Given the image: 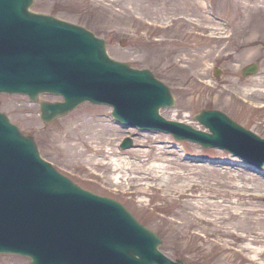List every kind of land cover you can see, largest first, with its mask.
Here are the masks:
<instances>
[{
  "label": "rangeland",
  "instance_id": "rangeland-1",
  "mask_svg": "<svg viewBox=\"0 0 264 264\" xmlns=\"http://www.w3.org/2000/svg\"><path fill=\"white\" fill-rule=\"evenodd\" d=\"M178 1L36 0L32 9L87 27L106 39L112 57L137 68H148L165 81L177 99L175 108L162 110L168 118L205 129L195 114L201 109H220L264 137V38L244 33L243 21L231 19L238 8L244 12L249 5L248 21L243 24L264 28V2L238 0L234 5L233 0H209V8L199 1L203 16H209L208 12L219 16L213 19L212 14L209 21L207 17L199 18L198 13V18H182L181 10H174ZM183 22L189 29L201 23L230 32L210 36L188 34L184 28L185 33H181L178 29ZM212 30L209 28L208 33ZM253 62L259 64L258 73L243 76L242 68ZM215 68L220 75L215 74ZM39 98L54 101L61 97L41 94ZM0 111L32 135L41 154L76 182L122 201L161 236V248L170 257L185 259L189 264H264V242L251 244L219 237L210 232L212 224L209 229L205 224L191 229L187 225L192 214V194H200L193 193L190 184L198 180L218 186L217 179L207 178L209 172L197 173L193 167L237 174L239 187L264 182V167L250 165L218 147L177 141L165 132L127 128L113 118L108 105L84 102L45 123L38 101L26 94L3 92ZM127 135L133 137L134 145L122 149L120 144ZM259 191L257 188L259 196L251 202L264 208V193ZM221 196L218 194V200ZM239 198L227 200L236 202ZM194 232L199 234L195 238ZM246 244L253 247L243 249ZM29 261L21 255L0 254V264Z\"/></svg>",
  "mask_w": 264,
  "mask_h": 264
},
{
  "label": "water",
  "instance_id": "water-1",
  "mask_svg": "<svg viewBox=\"0 0 264 264\" xmlns=\"http://www.w3.org/2000/svg\"><path fill=\"white\" fill-rule=\"evenodd\" d=\"M34 0H0V92L41 91L65 100H40L46 123L90 100L114 106L127 126L172 132L178 140L220 146L264 165V139L219 110L195 117L210 132L167 120L170 88L149 69L112 58L106 40L82 26L30 9ZM258 64L244 69L255 73ZM126 139L125 147L131 146ZM160 236L120 202L85 190L45 161L33 137L0 112V252L32 257L30 264H186L158 250Z\"/></svg>",
  "mask_w": 264,
  "mask_h": 264
},
{
  "label": "bare ground",
  "instance_id": "bare-ground-1",
  "mask_svg": "<svg viewBox=\"0 0 264 264\" xmlns=\"http://www.w3.org/2000/svg\"><path fill=\"white\" fill-rule=\"evenodd\" d=\"M192 1L193 0H179L178 5L174 8V10H181L182 14H184V17L182 18L191 19V16L198 18L196 14L198 13L199 18L207 17L210 21L209 16L213 13L208 12L209 16L207 14L206 16H203L200 12L202 5L200 4L201 2H199L204 1V4H207V7L212 8V5H209V0ZM247 1L248 0H246V2ZM233 2H231V4L235 5L238 3V0H233ZM260 2L263 3L264 0H260ZM182 4L184 5L182 6ZM245 5H247V3ZM247 6L248 7L247 9L245 8L244 12L238 8V13L235 16L232 15L231 19L240 18L243 21L241 28H244V33H252L256 34V37L264 38V28H258L256 26L257 24L249 26L244 25L248 21L247 10L249 11L250 9V6ZM216 14L217 13L214 12L212 15L213 19L219 18ZM211 27L213 30L208 33V29ZM211 27H206L203 24L198 23L189 29V25L186 22H183L180 24L178 31L185 33L184 28H187V30H189L188 34H209L210 36L230 32V30L220 26ZM77 145H79V143ZM193 169L197 173L209 172V176L207 178L217 179L216 182L218 186L204 185L201 182H197L198 180L193 181V183L190 184L192 192L194 193L200 191V194L196 196H194L195 194H192V197L194 198H192V214L189 216V220L187 222L188 227L191 229V227H200V225L205 224L208 225L207 228L209 229V226L212 224L213 228L210 232L216 235L218 234L219 237L227 236L231 237L234 241H249L251 244L264 242V208H260L258 207L259 205L251 202L256 196H259L257 188L261 190L259 192L264 193V182L259 184L251 183L252 187L256 189L254 190L250 185H248L249 183H244L239 187L237 185V174H230V172L227 171L222 173L216 172V170L206 171V167L199 165H196ZM218 194H222L220 200H218ZM233 196H240V198L237 199L236 202H228L227 198ZM210 198L213 200H209ZM246 201L247 204L245 203ZM227 228L229 229L228 231ZM194 235L195 236L193 238L199 234L194 232ZM204 237H208V235L204 234ZM252 247L253 246L246 244L243 249H250Z\"/></svg>",
  "mask_w": 264,
  "mask_h": 264
}]
</instances>
